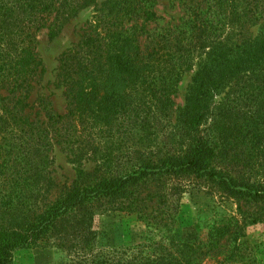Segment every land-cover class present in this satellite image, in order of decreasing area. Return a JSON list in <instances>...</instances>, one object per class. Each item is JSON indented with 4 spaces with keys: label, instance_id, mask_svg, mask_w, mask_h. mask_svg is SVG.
<instances>
[{
    "label": "trees",
    "instance_id": "16d2710c",
    "mask_svg": "<svg viewBox=\"0 0 264 264\" xmlns=\"http://www.w3.org/2000/svg\"><path fill=\"white\" fill-rule=\"evenodd\" d=\"M154 5L0 0V264L26 246L86 245L99 214L166 233L195 188L232 211L190 240L161 236L107 263L264 264L241 240L264 221V0H170L182 16L162 25ZM88 7L57 61L63 111L29 101L36 33L52 37ZM55 145L73 165L68 182L52 177Z\"/></svg>",
    "mask_w": 264,
    "mask_h": 264
},
{
    "label": "rangeland",
    "instance_id": "374dc122",
    "mask_svg": "<svg viewBox=\"0 0 264 264\" xmlns=\"http://www.w3.org/2000/svg\"><path fill=\"white\" fill-rule=\"evenodd\" d=\"M169 4L170 0H155L154 10L159 16L155 22L157 25L176 23L182 16L180 5L171 8ZM91 13V7L81 10L64 23L52 37L45 28L36 33V53L41 62L42 72L32 84L29 101L36 97L42 98L48 101L54 112L63 111L62 87L56 76L58 57L65 48L77 40L79 27ZM152 25L149 24L148 27ZM191 74V71L182 74L174 99L177 104L182 100ZM50 157L53 179L56 182H68L73 177V165L65 161L64 152L55 145L52 147ZM90 165L89 163L86 166ZM232 208V203L228 200L206 195L201 189H191L181 194L176 225L166 233L147 227L131 215L117 212L99 214L93 218L91 226L93 233L88 237L86 245L76 243L61 246L56 241H51L44 247L26 246L13 251L9 264H108L109 256L113 255L118 259L119 256L133 250L136 244L145 245V251L151 250L152 243L156 240L161 241V236L165 245L170 239L190 240L202 233L206 224L230 213ZM241 240L255 244L256 259L264 262V221L248 225Z\"/></svg>",
    "mask_w": 264,
    "mask_h": 264
}]
</instances>
